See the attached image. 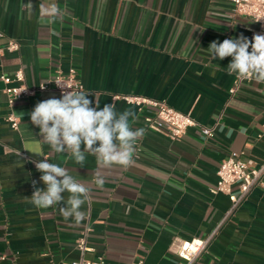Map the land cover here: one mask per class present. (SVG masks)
<instances>
[{
  "label": "crops",
  "instance_id": "obj_1",
  "mask_svg": "<svg viewBox=\"0 0 264 264\" xmlns=\"http://www.w3.org/2000/svg\"><path fill=\"white\" fill-rule=\"evenodd\" d=\"M51 2L0 0V76L22 69L26 85L35 87L73 69L93 106L96 100L101 108L134 111L129 123L145 135L134 165L100 170L105 184L98 187L94 156L78 165L67 153H52L31 124L37 102L61 95L50 90L17 101L13 130L0 80V264H69L81 257L76 240L85 227L83 257L105 264H178L169 249L174 239L209 235L198 264H264V188L232 213L229 196L212 193L217 169L232 153L249 167L264 162V83L244 82L230 95L231 57L213 60L207 49L240 34L251 39L252 22L233 13L231 0H56L64 16L55 21L39 15V3ZM11 40L19 44L14 52L7 51ZM115 96L165 101L214 128V136L190 128L172 140L145 126L151 108ZM44 157L90 189L80 224L65 221L59 206L24 201L33 181L46 188L32 163Z\"/></svg>",
  "mask_w": 264,
  "mask_h": 264
},
{
  "label": "clouds",
  "instance_id": "obj_2",
  "mask_svg": "<svg viewBox=\"0 0 264 264\" xmlns=\"http://www.w3.org/2000/svg\"><path fill=\"white\" fill-rule=\"evenodd\" d=\"M28 7L33 5L29 2ZM38 8L41 18L55 21L64 16L56 0L39 3ZM207 49L213 60L231 57L226 68L229 75L264 83V34L254 33L251 39L240 34L222 42L214 40ZM57 85L61 88L60 98L37 102L29 113L31 124L39 129L41 142L52 153H67L78 165H83L87 156H94L97 165L94 183L103 187L105 177L100 170L134 165L136 145L145 135V129H134L129 123L130 119H136L134 111H118L113 103L101 108L96 100L93 106V100L88 98L90 94L67 91L65 86ZM245 131L240 129L241 133ZM32 163L41 173L40 181L46 188L36 187L33 181V193L23 197L24 201L43 209L59 206L65 221L72 219L76 224L84 221L87 213L81 209L89 199L90 189L76 180L67 167L51 163L46 157ZM64 193L68 194L66 200Z\"/></svg>",
  "mask_w": 264,
  "mask_h": 264
},
{
  "label": "built area",
  "instance_id": "obj_3",
  "mask_svg": "<svg viewBox=\"0 0 264 264\" xmlns=\"http://www.w3.org/2000/svg\"><path fill=\"white\" fill-rule=\"evenodd\" d=\"M231 1L233 13L249 19L254 25L251 37L254 33L264 34V0ZM18 47L19 44L11 40L8 42L7 51L14 52L18 50ZM0 80L5 84L4 91L7 97L8 113L6 121L13 130H17L19 126V120L14 112V105L17 101L26 99L37 92L50 90L56 91L61 95V88L57 84L65 86L67 91H83V87L76 79V73L73 69L65 74L58 72L35 87L26 85L22 69H18L12 76L1 75ZM251 80L235 76L229 89L230 95H234L242 83ZM118 98H122L139 109L143 107L151 108L153 112L144 118L145 126L150 130L165 134L172 140L180 139L190 128H196L206 138L214 136V128L198 123L191 116L170 107L165 101L142 96H115V99ZM216 175L217 182L212 189V193H223L229 196L231 202L229 213L235 211L253 189L257 187L264 188V162L259 167H249L237 153H232L220 163ZM89 231L90 227H85L77 238L76 247L81 257L69 264H105L102 257L95 259L83 257V254L89 251L87 247ZM212 237L213 235L191 239L176 238L169 249L176 255L178 264H198L197 259L207 250ZM133 264H143V261L139 260Z\"/></svg>",
  "mask_w": 264,
  "mask_h": 264
}]
</instances>
